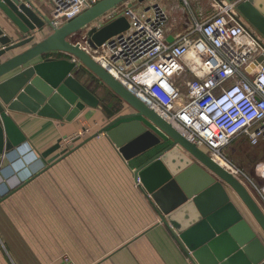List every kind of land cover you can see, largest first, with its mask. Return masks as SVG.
<instances>
[{
  "label": "crops",
  "instance_id": "obj_1",
  "mask_svg": "<svg viewBox=\"0 0 264 264\" xmlns=\"http://www.w3.org/2000/svg\"><path fill=\"white\" fill-rule=\"evenodd\" d=\"M150 2H158L170 12L168 39L212 13L206 0H188L190 6L187 3L184 7L188 10L186 14L180 0H134L133 5L142 8ZM32 6L49 19V0H33ZM0 29L11 42L28 36L1 10ZM50 33L48 27L41 33L35 32L31 44L7 54L0 62ZM52 57L61 59L62 55ZM17 72L0 78V82ZM72 75L98 99L97 107H85L70 122L64 118L7 112L25 139L0 158V264H58L63 253L71 256L74 264H193L171 230L160 223L134 177L138 168L170 146V138L138 117L120 120L106 129L108 132L120 123L139 121L151 134L153 145L127 160L105 132L82 144L116 118L135 111L82 66ZM106 102H113L114 109H107ZM83 133L81 139L65 144V139ZM58 142L60 150L74 148V151L49 165V159L56 153L48 150ZM228 193L264 246V234L255 219L235 194Z\"/></svg>",
  "mask_w": 264,
  "mask_h": 264
},
{
  "label": "water",
  "instance_id": "obj_2",
  "mask_svg": "<svg viewBox=\"0 0 264 264\" xmlns=\"http://www.w3.org/2000/svg\"><path fill=\"white\" fill-rule=\"evenodd\" d=\"M126 1L100 0L74 19L54 27L34 6L27 7L16 0H0V10L28 35L19 42H11L0 29V59L31 44L35 32L41 33L45 27L51 29L44 39L0 62V78L18 71L0 82V158L25 139L7 112L37 114L56 120L64 118L70 122L85 107L98 106V99L72 75L80 65L135 111L116 118L82 144L105 132L127 160L153 145L151 134L139 121L120 123L108 132L106 129L120 120L138 117L146 119L170 138V146L138 168L134 177L158 214L160 223L171 230L192 263L264 264V246L228 193L231 191L237 196L264 234V213L244 184L139 102L80 43L70 40L73 35L86 31V45L94 50L126 31L128 22L124 17L94 26L106 13ZM225 1L238 3L236 15L264 37V0ZM57 54L62 58L52 57ZM60 148L61 142H58L48 150L56 153L49 159V165L74 151V148L63 151Z\"/></svg>",
  "mask_w": 264,
  "mask_h": 264
},
{
  "label": "built area",
  "instance_id": "obj_3",
  "mask_svg": "<svg viewBox=\"0 0 264 264\" xmlns=\"http://www.w3.org/2000/svg\"><path fill=\"white\" fill-rule=\"evenodd\" d=\"M16 1L32 7L33 0ZM99 1L49 0V21L59 27ZM208 1L212 13L169 42V12L158 2L137 8L128 0L94 23L124 17L128 29L89 50L139 102L239 179L244 173L223 150L237 139L252 148L264 145V38L236 15L235 3ZM246 179L264 213V180L255 185Z\"/></svg>",
  "mask_w": 264,
  "mask_h": 264
},
{
  "label": "rangeland",
  "instance_id": "obj_4",
  "mask_svg": "<svg viewBox=\"0 0 264 264\" xmlns=\"http://www.w3.org/2000/svg\"><path fill=\"white\" fill-rule=\"evenodd\" d=\"M186 1L188 2V0ZM180 3H181L184 13L185 12L188 13V10L187 11L185 10L187 6L184 5L183 0H180ZM206 3L208 5L207 7L211 10V4L209 3L208 0H206ZM130 4H134V0L133 1L130 0ZM189 6L190 4L188 5V7ZM120 8L118 7V9ZM240 18L244 21L246 25H248V23L242 17ZM169 19H170V14H169ZM85 32L86 31H82L81 33L73 35L70 38V40L73 43H80V44L83 43L82 45L87 46L83 38V34ZM104 105H106L105 107L109 110L114 109V107H112L113 102L112 103L106 102V104ZM83 136H84V133L80 137L78 135L77 137L69 138V140L73 142L74 140L78 138L81 139V137ZM65 140H68V139H65ZM223 155L232 163L233 166L240 169L244 173L245 177L251 180L252 183H254L255 185H260L263 183L264 179L262 176V169L264 165V145H260L257 148H252V147H249V145L246 143L245 140L237 139V140H234L226 149L223 150ZM12 172L14 173V171ZM245 177L241 176L239 177V180L244 184V186H246V188L250 191V193H254L252 186L247 182V179ZM63 262H67V264H69V262L70 264H74L71 256H69L67 253H63L58 258V264H61Z\"/></svg>",
  "mask_w": 264,
  "mask_h": 264
},
{
  "label": "bare ground",
  "instance_id": "obj_5",
  "mask_svg": "<svg viewBox=\"0 0 264 264\" xmlns=\"http://www.w3.org/2000/svg\"><path fill=\"white\" fill-rule=\"evenodd\" d=\"M82 44H81L82 48L85 49L91 56H93V53L89 50L88 46H85V45H82ZM213 161L216 164H218L222 169L227 171L228 173L233 174L234 170L232 168H230V166L227 165L223 160L213 158Z\"/></svg>",
  "mask_w": 264,
  "mask_h": 264
}]
</instances>
